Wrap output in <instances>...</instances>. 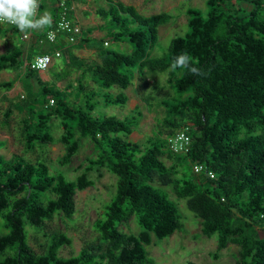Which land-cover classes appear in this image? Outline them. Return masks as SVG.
I'll list each match as a JSON object with an SVG mask.
<instances>
[{
  "label": "trees",
  "instance_id": "16d2710c",
  "mask_svg": "<svg viewBox=\"0 0 264 264\" xmlns=\"http://www.w3.org/2000/svg\"><path fill=\"white\" fill-rule=\"evenodd\" d=\"M59 1H41L38 15L50 12L52 26L32 31L37 33L35 43L21 42L0 53V71H20L24 94L17 97L21 101L17 106L23 104L30 111L20 119L19 138L26 151H43L57 140L63 146L57 157L62 167L77 153L81 138L89 139L96 153L74 178L63 170L50 172L45 161L32 162L19 155L6 158L0 153V264H154L146 250L152 234L163 239L183 228L178 206L164 187L185 199L203 235H217L212 257L218 258V251L234 243L238 246L235 264H264V0H206V17L187 8L188 32L172 37L159 56H151L150 49L158 39L159 26L173 15H143L132 5L107 0V6L96 9V14L120 28L111 36L128 39L133 46L129 54L106 48L109 42L104 39L94 40L96 59L65 51L64 36L51 44L61 47L68 54L67 65L78 71L82 97L75 100L65 95L72 85L51 87L40 70L25 64L33 48L41 44L40 38L55 27ZM76 1L68 4L71 17ZM239 2L251 8L240 7ZM1 33L19 38L15 27L0 26ZM83 41H89L85 34L76 43ZM181 54H187L204 75L179 68L171 71L170 65ZM159 72L167 73L176 94L160 99L165 116L144 144L120 135L133 132L142 116L140 110L122 118L92 115L100 103L125 105L129 98L125 90L137 77ZM86 74L98 92L84 81ZM3 86L10 89L13 81ZM152 89L157 93L163 86L154 81ZM42 94L47 101L37 110L32 104ZM50 98L54 103L46 106ZM153 99L148 94L144 100L151 106ZM9 115L10 110L5 111L4 122ZM51 119H60L62 132L57 139ZM181 131L189 137L188 150L173 152L166 139ZM4 144L0 139V148ZM163 155L170 164L160 159ZM195 163L204 170L195 173ZM94 168H106L116 177L115 192L103 204V216L92 224L97 241L64 257L59 250L71 240L66 233L51 230L45 233L42 250H34L26 225L43 229L57 213L70 218L75 211L74 195L92 185L88 172ZM131 216L140 228L136 234L119 229Z\"/></svg>",
  "mask_w": 264,
  "mask_h": 264
},
{
  "label": "rangeland",
  "instance_id": "374dc122",
  "mask_svg": "<svg viewBox=\"0 0 264 264\" xmlns=\"http://www.w3.org/2000/svg\"><path fill=\"white\" fill-rule=\"evenodd\" d=\"M117 1L134 6L143 15L160 12H169L173 15V18L169 22L159 26L158 39L150 49L151 56L161 55L167 49L172 37L184 35L188 32L187 8L190 7L198 10L203 17H206L208 11L206 0ZM107 2V0H77L76 5L80 7L86 4L91 13L88 16L82 14L80 21H83L91 29H100L99 35L109 41V44L105 46L106 48L129 54L133 46L128 39H118L111 36L112 32L120 28L112 27L107 22V19L96 14V9L106 7ZM234 3L235 1L231 2V10H233ZM245 4V2H239V6L242 8H246ZM247 7L251 8L250 6ZM0 26L6 25L0 24ZM20 43L21 40L16 34L8 33L7 35H3L1 33L0 53L7 52L12 46ZM62 60L59 64L52 65L49 73H45L42 78L46 79L51 87L64 89L69 84L72 85L66 90L65 95L68 99L75 100L82 97V93L77 87L78 72L76 69H70L64 65ZM19 73L20 71L13 69L0 71V139L5 141V144L0 148V153L6 158L19 155L32 162L45 161L50 172L63 170L69 178H74L81 171V166L86 164V159L95 155L96 152L92 142L89 139L81 138L77 153L72 157L70 163L63 167L57 162V157L63 151L62 144L57 140L48 145L43 151L39 148H36L35 151H26L19 138L20 119L24 113L29 114L30 111L23 104L21 107L17 106L21 103L19 99L12 100L15 96L24 94V91L20 89ZM142 78L139 79L137 77L134 80V84L125 90V93L129 97L125 105L106 106L100 103L92 111V115L96 117L114 115L122 118L135 113L136 110H140L142 116L133 132L130 134H120L124 139L139 142L140 144H144L146 139L152 135V132L158 129L159 123L165 116L164 107L160 104V99L165 98L167 95L172 97L176 94L167 82L166 72H159L154 76L144 73ZM6 81H13V86L10 89L3 86V82ZM84 81L92 85L96 92L99 91V87L90 81L89 74L85 75ZM154 81L163 86V89L158 90L157 93H154L152 89ZM113 91H116V89L114 88ZM148 94H151L155 98L152 100L151 106H148L144 100ZM46 98V95H39L37 102L33 103L32 107L41 110L43 102L47 101ZM13 101L16 106L13 104ZM7 110H10V115L4 122L3 116ZM50 126L54 138L57 139L62 132L60 119H51ZM160 159L167 165L171 163L165 155L161 156ZM88 176L92 179L93 183L84 190L75 193V211L70 218H65L62 214L57 213L46 222L43 229H34L30 225H26L28 242L34 250H42V245L46 239L45 233L51 230L64 232L71 240L70 244L63 245L59 250V254L64 257L76 254L85 243L97 241V232L94 230L92 224L100 215L101 217L103 216L101 213L103 211V204L110 200L115 192L116 177L106 168H94V170L88 172ZM155 184L158 183L155 182ZM164 189L168 191L169 197L178 206L183 228L163 239H158L152 234L151 243L146 246V250L149 256L153 258L154 264H184L186 261H192L196 264H235L238 258V246L234 243H229L226 248L218 251V258L212 257L211 254L216 251L217 235H203L200 231V221L188 210L185 205V199L177 198L169 187H164ZM119 229L134 234L140 230L133 216L128 221L121 222Z\"/></svg>",
  "mask_w": 264,
  "mask_h": 264
},
{
  "label": "built area",
  "instance_id": "2783aa9c",
  "mask_svg": "<svg viewBox=\"0 0 264 264\" xmlns=\"http://www.w3.org/2000/svg\"><path fill=\"white\" fill-rule=\"evenodd\" d=\"M40 0V4H41ZM69 1L71 0H60L59 1V7H60V13L59 17L56 19V25L54 28L49 29L44 37H41L39 42L44 44V43H49V44H54L57 43V39L59 36H64L63 41L65 43H70L74 44L76 43L79 39H81V36L84 35L85 33V28L84 26L79 22V20L73 18L70 16L69 13ZM39 10V9H38ZM2 25L10 26V27H15L13 24L9 23H3ZM19 38L20 40L24 42L30 41L32 37V30H29L27 32H21L19 31ZM106 44V41H105ZM62 49L61 47L55 48L52 52H43V53H38L32 56V58L26 62L25 64L28 65L31 69L35 70H44L46 69L49 64L56 58H60L62 56ZM48 58L47 66L44 69H41L37 67V61L43 58ZM54 103V99L50 98L48 103H46V106L52 105ZM167 144L170 150L173 152H186L188 150V144H189V137L188 135L184 132L181 131L179 133H175L174 135L169 136L167 139ZM204 170V166L199 163H195L193 165V171L195 173H200ZM206 172V168L205 171ZM210 177H213L212 172H207Z\"/></svg>",
  "mask_w": 264,
  "mask_h": 264
},
{
  "label": "clouds",
  "instance_id": "9594fccd",
  "mask_svg": "<svg viewBox=\"0 0 264 264\" xmlns=\"http://www.w3.org/2000/svg\"><path fill=\"white\" fill-rule=\"evenodd\" d=\"M40 0H0V24L9 23L15 25L19 31L29 30L43 31L53 24V17L50 13L38 15ZM48 58L37 61V67L44 69L47 66ZM187 69L197 75H204L199 68L192 66L191 58L187 54H181L175 58L170 65V70Z\"/></svg>",
  "mask_w": 264,
  "mask_h": 264
},
{
  "label": "crops",
  "instance_id": "0c3cea01",
  "mask_svg": "<svg viewBox=\"0 0 264 264\" xmlns=\"http://www.w3.org/2000/svg\"><path fill=\"white\" fill-rule=\"evenodd\" d=\"M247 6H250L249 4H245V7L246 9H250L248 8ZM251 7V6H250ZM87 5L86 4H83L82 6H78L76 4H74V9L72 10V16L79 20V22L84 26L85 28V37H88L89 41H83V42H80V43H76V44H70V43H65V42H62L61 44L63 45V48L65 51L67 50H70L74 56L76 57H82V58H93V59H96L97 58V51L94 49L95 45H96V42L94 40L96 39H104V40H107L106 38H103L99 35L98 32H100V29L99 28H89L88 26H86V24L83 22V21H80L81 20V17H82V14L88 16L90 15V11H89V8L87 9ZM47 13H50V12H47ZM90 13V14H89ZM85 19V18H84ZM102 26V25H101ZM34 31V30H32ZM37 31V30H36ZM38 32V31H37ZM37 33H33L32 34V37L30 39V41L28 42H23L21 41L22 43H25V45L27 44V46H29L31 43H35L34 41L36 40V35ZM108 41V40H107ZM109 42V41H108ZM78 45V46H76ZM79 47V48H78ZM55 47H52L51 44L49 43H44V44H40L39 46L36 45V47L33 48V52H32V56H34L35 54H38V53H43V52H52L54 50ZM62 56L60 58H56L54 59L50 64L49 66L44 69V70H40V74H41V77L45 74V73H49V69L52 65L54 64H59V62H61L62 58H63V63L64 65H66L68 68H70L67 64L69 63V60H68V54H64V52H62ZM72 69V68H70ZM2 71V70H1ZM78 72V71H77ZM43 80H46L44 78H42ZM47 81V80H46ZM20 82V81H19ZM18 82V83H19ZM57 88V87H56ZM21 89V87H20ZM59 89H62V88H59ZM18 96H22L21 95H17L14 97V99L12 100H16ZM13 101V104H15V102Z\"/></svg>",
  "mask_w": 264,
  "mask_h": 264
}]
</instances>
